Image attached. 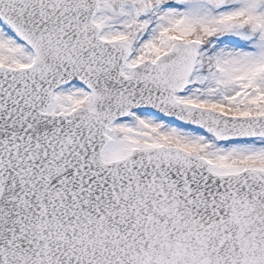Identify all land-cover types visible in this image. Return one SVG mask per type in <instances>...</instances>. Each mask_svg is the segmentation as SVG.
Instances as JSON below:
<instances>
[{"label":"snow or ice","instance_id":"1","mask_svg":"<svg viewBox=\"0 0 264 264\" xmlns=\"http://www.w3.org/2000/svg\"><path fill=\"white\" fill-rule=\"evenodd\" d=\"M0 264H264V0H0Z\"/></svg>","mask_w":264,"mask_h":264}]
</instances>
